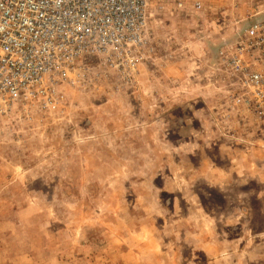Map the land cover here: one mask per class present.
I'll return each mask as SVG.
<instances>
[{"label": "rangeland", "instance_id": "rangeland-1", "mask_svg": "<svg viewBox=\"0 0 264 264\" xmlns=\"http://www.w3.org/2000/svg\"><path fill=\"white\" fill-rule=\"evenodd\" d=\"M206 1L156 16L136 89L68 88L64 112L9 120L0 264H264V126L216 65L254 3Z\"/></svg>", "mask_w": 264, "mask_h": 264}, {"label": "built area", "instance_id": "built-area-1", "mask_svg": "<svg viewBox=\"0 0 264 264\" xmlns=\"http://www.w3.org/2000/svg\"><path fill=\"white\" fill-rule=\"evenodd\" d=\"M252 2V14L222 38L216 65L241 115L264 126V0ZM208 7L206 0H0V137L19 111L64 112L68 88L112 80L117 90L136 89L143 67L155 63V19Z\"/></svg>", "mask_w": 264, "mask_h": 264}]
</instances>
